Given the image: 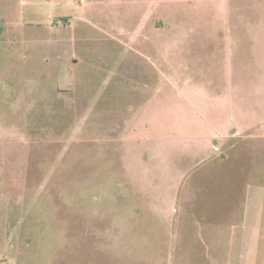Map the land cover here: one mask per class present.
Here are the masks:
<instances>
[{"label": "rangeland", "instance_id": "obj_1", "mask_svg": "<svg viewBox=\"0 0 264 264\" xmlns=\"http://www.w3.org/2000/svg\"><path fill=\"white\" fill-rule=\"evenodd\" d=\"M0 27V264L190 263L204 123L264 133V0H0Z\"/></svg>", "mask_w": 264, "mask_h": 264}, {"label": "crops", "instance_id": "obj_2", "mask_svg": "<svg viewBox=\"0 0 264 264\" xmlns=\"http://www.w3.org/2000/svg\"><path fill=\"white\" fill-rule=\"evenodd\" d=\"M230 123L218 128L204 123L211 129L209 141L196 151V166L203 165L182 181L180 199L176 193L174 200L187 210L196 209L202 197L205 213L194 216L195 246L181 245L196 249L197 261L182 257L171 264H264V133Z\"/></svg>", "mask_w": 264, "mask_h": 264}, {"label": "trees", "instance_id": "obj_3", "mask_svg": "<svg viewBox=\"0 0 264 264\" xmlns=\"http://www.w3.org/2000/svg\"><path fill=\"white\" fill-rule=\"evenodd\" d=\"M0 32H1V27H0Z\"/></svg>", "mask_w": 264, "mask_h": 264}]
</instances>
